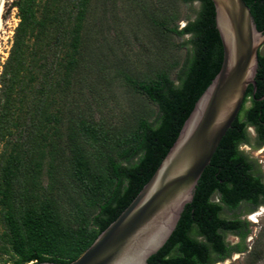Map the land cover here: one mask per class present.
Here are the masks:
<instances>
[{"label":"trees","instance_id":"16d2710c","mask_svg":"<svg viewBox=\"0 0 264 264\" xmlns=\"http://www.w3.org/2000/svg\"><path fill=\"white\" fill-rule=\"evenodd\" d=\"M108 1L13 3L18 23L0 73V258L9 256L12 264L77 259L149 181L220 70L223 50L211 0H131L142 7L147 25L145 54L163 52L160 66L135 73L122 68V48L110 36V22L119 21L108 13ZM193 2L200 3L197 17L179 29V7ZM244 2L264 31V0ZM183 35L190 36L184 58L176 55L184 44L174 41ZM107 62L133 99L116 122L95 120L81 92L91 75L94 83L108 84ZM255 83L258 99L264 95L260 53ZM252 92L249 86L191 202L147 264H216L247 251L249 222L235 212L264 206V175L240 150L251 144L248 126L256 129L252 146L264 142V102ZM226 234L238 242L227 243ZM261 253L256 246L249 250V264Z\"/></svg>","mask_w":264,"mask_h":264},{"label":"water","instance_id":"95a60500","mask_svg":"<svg viewBox=\"0 0 264 264\" xmlns=\"http://www.w3.org/2000/svg\"><path fill=\"white\" fill-rule=\"evenodd\" d=\"M211 2L223 50L219 72L149 181L77 259L65 264H147L191 202L202 173L240 113L248 87L255 92L264 31L257 29L244 0Z\"/></svg>","mask_w":264,"mask_h":264},{"label":"rangeland","instance_id":"374dc122","mask_svg":"<svg viewBox=\"0 0 264 264\" xmlns=\"http://www.w3.org/2000/svg\"><path fill=\"white\" fill-rule=\"evenodd\" d=\"M16 0H4L3 10H2V25L0 28V73L2 70L3 63L8 57V52L11 46L13 32L18 23L17 11L13 7V3ZM100 3L102 0H98ZM140 1V0H139ZM146 4L150 3L146 0ZM155 2V0H151ZM108 13H113L115 18L119 22H110L111 31L110 36L112 41L114 38L115 46L119 45L122 49L117 52L118 56L123 60L122 68L131 69V72L136 71H149L150 67H156L163 63L162 61V51L155 52L152 50V54H145L147 40V25L142 20L141 15L143 13L142 7L139 8L137 2L131 0H116L114 2L113 11L111 9V0L107 3ZM100 8V7H99ZM180 15L182 19L178 23V28L181 29L185 26L188 21H192L197 17V14L200 10V3L193 2L188 5H182L179 7ZM97 15L100 12V9L97 10ZM101 13V12H100ZM95 15L94 18L97 19L98 16ZM93 16H91L92 19ZM91 21V20H90ZM190 38L189 35H183L180 38L176 37L175 42L177 44H184L180 48L179 52L176 55H181L184 58V55L189 46L186 42ZM144 47V48H143ZM150 49V48H149ZM176 51V50H175ZM260 54L264 53V45L259 50ZM106 77L108 84L103 83H94V78L91 75L90 83L84 85L81 89L83 96L86 97V101L89 103L91 110L94 113L95 120L104 117L105 119L110 118L112 121L116 122L121 120L129 112L132 105V93L128 90V84L124 83V80L121 76L118 75L117 71L113 67H108L110 64L107 62ZM120 68V67H119ZM180 67H176L171 72V79L174 82V85H177L176 81L177 71ZM79 84V82H78ZM95 87L96 93L89 90L91 87ZM78 85L74 84L71 88V91L75 93ZM90 92V93H89ZM74 94H70V97H73ZM69 97V98H70ZM249 106L247 102L245 108ZM254 135L251 134V144L241 145L240 150L243 151L250 159H253L257 162L261 173L264 175V142L258 148H254L252 143H254ZM264 181V177H263ZM247 207H241L236 213L241 219H244L249 222V235L245 241L247 246V251L241 254H233L226 261H222L216 264H249L247 259L248 251L253 250L256 246L259 250L262 251L261 258L255 264H264V206L257 209V212L250 213L247 211ZM229 216L228 214H226ZM226 216V217H227ZM230 217V216H229ZM225 241L229 244H235L238 242V238L230 234H226ZM12 259L9 256H1L0 264H12Z\"/></svg>","mask_w":264,"mask_h":264},{"label":"flooded vegetation","instance_id":"af4514ba","mask_svg":"<svg viewBox=\"0 0 264 264\" xmlns=\"http://www.w3.org/2000/svg\"><path fill=\"white\" fill-rule=\"evenodd\" d=\"M264 54V53H263ZM263 54H261V55H263ZM256 91V90H255ZM253 93H254V91L252 92V97H253V99L255 98L254 96H253ZM256 99V101H258V102H264V95L263 96H261L260 98H255ZM248 103H249V106H248V108L249 107H251V102L250 101H248ZM247 131H248V133H249V135L251 136V134H253L254 135V137L256 136V129H255V127L254 126H248V128H247Z\"/></svg>","mask_w":264,"mask_h":264},{"label":"bare ground","instance_id":"6f19581e","mask_svg":"<svg viewBox=\"0 0 264 264\" xmlns=\"http://www.w3.org/2000/svg\"><path fill=\"white\" fill-rule=\"evenodd\" d=\"M3 4H4V0H0V28L2 25V10H3Z\"/></svg>","mask_w":264,"mask_h":264}]
</instances>
